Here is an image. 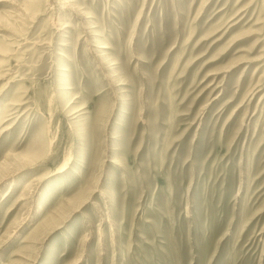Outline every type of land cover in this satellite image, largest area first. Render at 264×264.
<instances>
[{"label": "rangeland", "instance_id": "obj_1", "mask_svg": "<svg viewBox=\"0 0 264 264\" xmlns=\"http://www.w3.org/2000/svg\"><path fill=\"white\" fill-rule=\"evenodd\" d=\"M0 264H264V0H0Z\"/></svg>", "mask_w": 264, "mask_h": 264}, {"label": "bare ground", "instance_id": "obj_2", "mask_svg": "<svg viewBox=\"0 0 264 264\" xmlns=\"http://www.w3.org/2000/svg\"><path fill=\"white\" fill-rule=\"evenodd\" d=\"M55 20V19H54ZM52 21H53V19H52ZM59 29V28H58ZM121 67V66H120ZM10 72V71H9ZM254 74V73H253ZM251 93V92H250ZM218 96V95H217ZM253 96V95H252ZM82 98V97H81ZM76 106V105H75ZM83 110V109H82ZM69 158V157H68ZM70 160V159H69ZM69 160H66V161H69ZM66 163H68V162H66ZM67 164H65V165H63L62 166V168H64L65 169V166H66ZM70 168V167H69ZM62 171V170H61ZM59 173V172H58ZM63 173V172H62ZM60 176V175H59ZM23 191H24V189H23Z\"/></svg>", "mask_w": 264, "mask_h": 264}]
</instances>
